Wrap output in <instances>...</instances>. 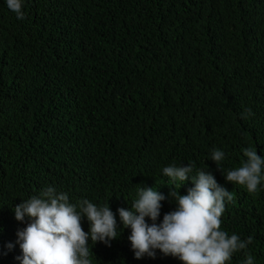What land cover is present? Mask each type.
<instances>
[{
  "label": "trees",
  "instance_id": "obj_1",
  "mask_svg": "<svg viewBox=\"0 0 264 264\" xmlns=\"http://www.w3.org/2000/svg\"><path fill=\"white\" fill-rule=\"evenodd\" d=\"M22 10L18 20L0 0V264H21L17 232L31 220L13 209L48 186L77 210L87 199L116 215L110 246L88 241L92 264H181L159 250L135 259L117 211L154 188L162 223L177 208L170 191L194 187L165 176L171 164L209 170L231 192L222 230L253 243L228 264L245 251L264 264V180L249 193L224 177L245 148L264 158V0H23ZM245 109L254 115L242 119Z\"/></svg>",
  "mask_w": 264,
  "mask_h": 264
},
{
  "label": "clouds",
  "instance_id": "obj_2",
  "mask_svg": "<svg viewBox=\"0 0 264 264\" xmlns=\"http://www.w3.org/2000/svg\"><path fill=\"white\" fill-rule=\"evenodd\" d=\"M6 4L18 20L25 18L23 0H6ZM252 115L250 109H245L241 118ZM243 155L246 161L227 171L224 177L228 183L255 193L264 180V158L252 147L245 148ZM211 159L221 170L225 153L214 149ZM194 167L171 164L163 168V174L173 183L191 178L194 187L188 189L187 195L170 191L169 197L176 201L177 208L164 214L162 223L158 224L157 220L161 215V202L166 197L154 188L139 187V198L132 209L117 210L123 227L131 230L128 239L135 259L145 256L155 259L159 250L181 264H228L234 253L246 250L253 243L252 236L242 241L238 234L229 235L222 230L225 201L231 202L233 196L218 184L209 170H199L192 176ZM13 211L17 221L24 222L25 217L31 220L26 228L17 232L22 256L16 259L21 264H92L88 241L110 246L109 242L117 237V219L109 204L97 206L83 199L77 210V206L69 202L67 193L58 192L52 186L44 188L38 196L23 200ZM84 218L90 225L88 232L82 227ZM7 247L11 250L13 245L9 243ZM244 255L243 264H254L251 254L245 251Z\"/></svg>",
  "mask_w": 264,
  "mask_h": 264
}]
</instances>
